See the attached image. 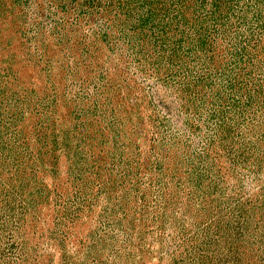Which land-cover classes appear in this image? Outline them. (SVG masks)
<instances>
[{
  "label": "rangeland",
  "instance_id": "374dc122",
  "mask_svg": "<svg viewBox=\"0 0 264 264\" xmlns=\"http://www.w3.org/2000/svg\"><path fill=\"white\" fill-rule=\"evenodd\" d=\"M0 264H264V0H0Z\"/></svg>",
  "mask_w": 264,
  "mask_h": 264
}]
</instances>
